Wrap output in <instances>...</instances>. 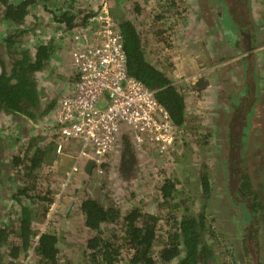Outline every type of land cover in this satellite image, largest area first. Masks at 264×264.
I'll list each match as a JSON object with an SVG mask.
<instances>
[{
    "label": "rangeland",
    "instance_id": "1",
    "mask_svg": "<svg viewBox=\"0 0 264 264\" xmlns=\"http://www.w3.org/2000/svg\"><path fill=\"white\" fill-rule=\"evenodd\" d=\"M38 2L43 6L35 10L38 16L42 14L38 19L49 15L45 20L52 25L58 16L57 8L66 10L70 4L77 13L79 8L83 10L80 14L92 13L98 0ZM249 3L253 18L264 28V0H249ZM47 7L51 11H46ZM109 7L116 22L128 20L134 25L146 59L163 70L184 96L186 119L176 128L173 148L163 154L146 147L136 149L122 136L99 163L92 153L78 156L84 146L82 141H73L58 152L56 147L61 139L55 134L54 126L58 101L75 80L70 59L72 40L65 33L58 35L59 29L49 28L47 21L37 26V18L34 24L33 17H29L21 29L27 31L16 39L17 46L29 48L43 42L52 48L45 68L34 73L41 97L39 112L41 106L48 103L52 104V109L33 123L0 112V224L10 227L15 224L21 206L25 205L31 210L35 237L41 232L56 234L60 264H89L86 242L95 232L85 224L81 202L91 197L118 210L120 217L101 224L99 233L103 238L115 237L114 242L121 243L124 236L122 217L133 209L154 212L163 202L159 187L168 179L174 183L172 203L180 206L179 211L171 213L178 218L200 213L205 217L206 241L209 245L212 240L214 243L213 264H219L223 256L224 261L231 264H249L253 260L264 264V210L255 213L262 217L258 236L261 247L256 252L257 257L243 259L241 248L238 247L239 254L235 248L239 225L245 223L243 215L249 208L243 207L242 201L238 205L234 203L233 190H229V186L233 187L236 181L229 179L231 173L225 168L232 87L240 86L243 75L238 63L242 54L236 45L239 31L237 34L231 32L236 26L228 15L223 14L220 19L217 16L219 11L226 9L225 5L218 0H110ZM158 27H163V35L157 33ZM53 30L59 41L51 37ZM258 40L251 50L258 70V110H253L252 128L241 143L246 150L250 182L264 205V30ZM244 53L248 52L244 50ZM200 78L206 83L198 88L195 82ZM51 138L55 147L50 156H45L33 169L20 168L28 163L25 160L28 157L24 156L27 143L38 146L39 142L46 144ZM17 158L25 159L16 163ZM89 159L94 163L90 172H86ZM22 189L26 191L20 193ZM41 194L43 199L37 197ZM241 207L245 210L241 211ZM166 212H161L160 228L156 231L159 238L170 230ZM207 235L216 236V239ZM13 236L11 232L10 237ZM244 245L251 249L253 243L241 241L239 244L243 250ZM10 251L6 246L0 251V264L11 261L35 264L32 250L17 259L10 257Z\"/></svg>",
    "mask_w": 264,
    "mask_h": 264
},
{
    "label": "trees",
    "instance_id": "2",
    "mask_svg": "<svg viewBox=\"0 0 264 264\" xmlns=\"http://www.w3.org/2000/svg\"><path fill=\"white\" fill-rule=\"evenodd\" d=\"M38 1L0 0V112L17 115L18 119H25L31 123L38 121L39 117L52 109V104L48 103L43 107L41 106V113L39 112L38 106L41 97L34 77V73L45 68L47 60L51 56L52 48L43 42L37 43L38 45L33 44L29 48L18 47L16 40L24 31H27L21 30L27 18L33 17L34 24L37 18V26H43L41 21H44V24L47 21L44 18V20H39L38 17L42 14L38 16V13H35V10H39L42 6ZM42 1L43 3L47 2V0ZM107 1L110 2V0ZM218 1L222 2L226 8H223V13L219 11L217 14L219 19L222 18L223 14L228 15L238 28L237 30L235 27L231 32L237 34L239 31L240 34L236 45L242 54L238 63L243 71L241 82H239L240 86L232 87V101L230 102V112L227 115V127L230 135L225 142L227 156L225 168L228 173L233 174H229V179L236 181L233 187L229 186V190H233L231 198L236 205L239 204V201H242L243 204L251 202V205L247 206L249 210L244 212L243 218L250 216L252 223H255V213L258 210L262 212L264 205L260 203L258 190L254 189L250 182L248 159L244 144L241 141L246 139L248 130L252 128L253 110H258V70L251 50L256 43H259L258 37L263 33L264 28L252 18L249 0ZM98 7H100L99 0L96 5V8ZM71 8L70 4L66 10L57 8L58 16H56V20L54 19L56 23L51 25L49 21L46 22L48 25L50 24L49 28L59 29L58 35H62V33L70 35L69 39L75 30L90 24L93 26L96 23L94 20L95 7L92 8V13L83 12L82 14L79 13V11H83L82 9L77 10L78 14ZM46 11L51 10L47 7ZM117 24L123 42V50L127 57L128 74L143 82L149 89L155 90L158 103L168 112L172 123L177 128L182 126L186 119V103L179 88L163 70L158 69L146 59L139 32L134 25L128 20H121ZM54 30L51 37L56 39ZM60 30L62 31L60 32ZM162 30L163 27H158L157 33L163 35L164 31ZM231 32L230 34H232ZM35 45L37 47L33 49ZM244 50L248 53L243 54ZM54 144L52 138L46 144L39 142L38 146L31 142L27 143L24 156L28 158H17L14 162L22 163L25 159L28 163L20 166V168L33 169L39 165L45 156H50V151L54 150ZM204 183L206 185L203 179ZM25 188L28 187L25 185ZM24 190L26 191V189L20 190V193H24ZM159 191L163 202L157 205L154 212L142 211L141 208L140 210L133 209L122 217L124 236L121 243H115V237L103 238L102 234L99 233L101 224L114 221L120 217L118 210L113 206L106 207L91 197L85 198L81 202L80 209L84 214L85 224L95 232L86 242V256L89 259V264H213L214 243L212 240L211 245H209L206 241L205 217L200 213L178 218L171 213V211L176 212L180 209L178 203H172L171 194L174 192V183L171 180H164ZM37 197L43 199L42 194ZM185 207L188 208L189 206ZM166 210V220L171 223L170 230L168 233L166 232V235L159 238L156 236V231L160 228L161 212ZM240 210L242 211L244 208L241 207ZM168 213H171L169 217H167ZM33 227L30 208L25 205L21 206L20 216L15 224L11 227L5 226L3 223L0 224V251L6 246L7 250L11 249L10 257L17 259L32 250V256L36 260L35 264H60L56 234L41 232L38 237H35L36 232H34ZM11 232L14 233L13 237H10ZM249 232L250 228L246 230L241 241L254 242V236H250ZM207 236L216 239V236ZM259 248V246L254 248L252 245V248L248 249L244 245V250H242L245 253L243 252V256L250 260L255 259ZM120 255L122 256L120 257ZM224 259L225 256L219 264H231V262H225ZM249 264H257V261L253 260Z\"/></svg>",
    "mask_w": 264,
    "mask_h": 264
},
{
    "label": "built area",
    "instance_id": "3",
    "mask_svg": "<svg viewBox=\"0 0 264 264\" xmlns=\"http://www.w3.org/2000/svg\"><path fill=\"white\" fill-rule=\"evenodd\" d=\"M99 1L95 25L75 30L71 37L75 80L58 101L54 126L61 140L56 149L82 141L78 156L92 153L99 163L124 136L137 149L163 154L173 148L177 127L155 90L128 74L118 24L109 2Z\"/></svg>",
    "mask_w": 264,
    "mask_h": 264
},
{
    "label": "flooded vegetation",
    "instance_id": "4",
    "mask_svg": "<svg viewBox=\"0 0 264 264\" xmlns=\"http://www.w3.org/2000/svg\"><path fill=\"white\" fill-rule=\"evenodd\" d=\"M249 202V201H248ZM256 202V201H254ZM249 204L251 205V202H249ZM249 204L247 203H244L243 204V207H247ZM81 210V209H80ZM245 210V209H244ZM264 210V209H263ZM262 210V211H263ZM247 212V210H245ZM254 219H256L255 223H252V220H251V217L250 216H247L246 218H243V221L245 223H241L239 225V229H240V234H239V239H238V242L236 243V250L238 251V254H239V248H241V255L243 257V259L245 258L243 256V250H242V247L239 246L240 242H241V238L243 237V235L246 233V230L248 228H250V236H254L253 237V247L256 248L257 246L261 247V240H259L258 236H259V231H260V222L262 221V217L261 216H254ZM243 242V241H242ZM238 245V246H237ZM233 255V254H232ZM231 255V258H233V256Z\"/></svg>",
    "mask_w": 264,
    "mask_h": 264
},
{
    "label": "water",
    "instance_id": "5",
    "mask_svg": "<svg viewBox=\"0 0 264 264\" xmlns=\"http://www.w3.org/2000/svg\"><path fill=\"white\" fill-rule=\"evenodd\" d=\"M205 83H206V80L204 78H200V79L196 80V82H195V84L198 88L205 85ZM93 163H94L93 160H90V159L86 162V166H85L86 172H90V170L93 166ZM9 264H14V263H13V261H11Z\"/></svg>",
    "mask_w": 264,
    "mask_h": 264
},
{
    "label": "crops",
    "instance_id": "6",
    "mask_svg": "<svg viewBox=\"0 0 264 264\" xmlns=\"http://www.w3.org/2000/svg\"><path fill=\"white\" fill-rule=\"evenodd\" d=\"M249 6H250V14H251V11H252V7H251V4L249 3ZM251 16H252V14H251ZM47 19V16L46 17H44V19ZM252 18H253V16H252ZM255 19V18H254ZM255 21V20H254ZM56 23V22H55ZM58 24V23H57ZM59 25V24H58Z\"/></svg>",
    "mask_w": 264,
    "mask_h": 264
}]
</instances>
